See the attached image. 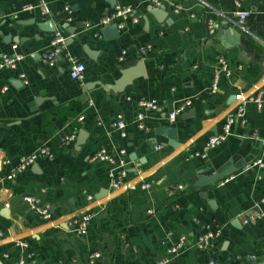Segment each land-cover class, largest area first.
I'll list each match as a JSON object with an SVG mask.
<instances>
[{
    "label": "crops",
    "instance_id": "0c3cea01",
    "mask_svg": "<svg viewBox=\"0 0 264 264\" xmlns=\"http://www.w3.org/2000/svg\"><path fill=\"white\" fill-rule=\"evenodd\" d=\"M39 1L0 0V58L12 52L14 43L24 54L15 69L0 68V89L7 86L0 92V161L9 160L7 165L0 162L1 264L18 263L23 250L15 246L17 240L28 243L35 264H90L93 252L100 254L94 264H158L180 234L188 238L185 248L164 264H264V218L242 221L264 208L258 203L264 198V167L245 169L257 158L264 163V102L258 110L246 100L244 125L236 118L224 141L207 150L205 158L194 156L235 111L238 99L232 96L264 90V0H175L180 11L162 5L166 17L160 22L150 13L157 7L150 0H115L133 7L141 18L113 37H104L99 25L112 8L108 0H43L48 15L37 7L26 9ZM238 11L248 12L243 25L237 23ZM208 20L216 27L214 35L207 34ZM47 22L66 36L64 52L85 66L82 82L69 77L65 56L53 67L41 63L53 32L38 25ZM225 28L236 37L223 33ZM7 35L19 41H8ZM145 45L150 48L138 55ZM84 46L96 53L95 59ZM221 56L232 73L221 75L211 94L208 88ZM138 61L145 75L132 79L122 92L111 89L120 70ZM187 98L191 105L169 124L168 112ZM139 99L157 102L156 111L146 112L144 129L134 123ZM117 114L127 122L124 138L110 126ZM165 127L175 130L176 145L160 131ZM74 129L84 136L62 142ZM42 145L52 149L51 159H38L6 178L18 156ZM98 148L125 149L126 186L109 187V164L90 159ZM201 171L219 178L194 186L191 179ZM230 175L233 179L222 183ZM142 180L153 183L142 189ZM177 184L183 189L168 194ZM25 196L47 204L50 221L31 210ZM89 211L93 216L84 234L66 228L68 219ZM204 226L219 235L212 247L199 250L193 240Z\"/></svg>",
    "mask_w": 264,
    "mask_h": 264
},
{
    "label": "built area",
    "instance_id": "2783aa9c",
    "mask_svg": "<svg viewBox=\"0 0 264 264\" xmlns=\"http://www.w3.org/2000/svg\"><path fill=\"white\" fill-rule=\"evenodd\" d=\"M151 4L154 6H162L167 4L169 7L172 8L173 12L178 13L181 9V6L178 2L175 0H150ZM236 4H239L240 0L235 1ZM34 7L40 8V10L44 14H50L49 7L47 4L40 0L36 5L27 6L26 9H32ZM63 11L66 13L67 16L70 14V7L68 5H65L63 7ZM237 23L239 25H243L246 21V18L248 17L247 11H238L237 12ZM141 18V15L131 6L128 5H120L115 4L111 9H109L104 16H102L99 25L100 27H103L105 25H111L115 24L118 29H123L128 23H136ZM215 25L211 20H208L206 23V31L208 35H214L215 33ZM65 41L66 36L59 30H55L52 33V36L49 40L48 48L44 50L40 55V61L42 64L46 66L53 67L57 64V62L60 60L61 57L65 56L66 61L68 63L69 69L68 74L69 77L73 80L82 82L84 79V73H85V66L78 61L77 58L74 56H70L69 54L64 52L65 49ZM149 45L142 46L137 49L138 55H143L147 49H149ZM17 44H12V52L11 53H4L2 54L0 58V68H9V69H15L18 62L22 61L24 58V54L21 52L16 51ZM126 51L123 50L120 53V56L118 57L119 61H123L124 55ZM232 71L228 67L225 58L223 56L219 57L216 62V66L213 71L212 81L208 88L209 93H215L218 89V81L221 75L230 76ZM19 78L22 79L23 83L26 84V79L23 74L19 75ZM264 81V79H263ZM7 89V86H2L0 89V92H5ZM236 99H238V105L235 109V111L231 114H229L226 117V121L222 127V130L220 133H217L213 136H211L208 141L205 144L204 150L202 152H195L194 156L205 158L207 156V150L215 148L218 146L222 141L225 140V138L230 135L231 133V127L235 119H239L241 125H244V102L246 100L252 102L255 104L256 108L259 110L262 107V104L264 102V90L258 88L249 95H236ZM127 99H130L127 97ZM91 104V102L89 101ZM137 105V112L134 119V123L138 129H144V119L146 117V112L148 111H156L157 110V102L155 100L150 99H139L136 102ZM191 105V100L189 98L183 99L180 102H178L167 114V122L169 124H173L178 117V115L184 113L188 107ZM83 119V116H79L77 118L78 121H81ZM126 120L123 118L121 114H117L113 120L110 123V126L118 131L119 135L121 137L126 136ZM77 136V129H74L69 134L61 138L62 142H74L76 140ZM264 144V142H263ZM156 148L160 147L159 145L155 146ZM126 151L124 148L116 149L115 151H108L105 148H98L96 149L92 155L90 156L91 160H97L106 162L109 164L110 168L107 172L108 177V185L110 188H122L123 186H126L127 183V174H128V165L126 161ZM53 157V151L50 147L47 145H42L33 150L30 153L22 154L18 156L16 163L11 166L6 174V178L12 179L17 174H20L27 168H29L31 165H33L38 159H51ZM1 162V165H7L9 163L8 159H3ZM262 168L264 167V163L260 158H257L255 161H253L250 164L245 165V169H250L253 167ZM233 175H230L222 180L223 182H227L230 179H233ZM139 179H142V177H139ZM152 181H141L140 188L147 189L152 185ZM183 189V186L181 184H177L174 186H171L168 189V194L173 195L177 191H181ZM87 199L90 200L91 196H87ZM23 200L29 205L30 209L33 210L38 216L46 221H50L51 218V212L50 208L47 204H42L40 200L36 197L32 196H25ZM259 204L264 203V198H261L258 202ZM148 214H153V210H148ZM93 216L92 212H85L77 216H73L70 219H68L65 224L66 228L74 232L76 234H84L87 230V227L89 225V222ZM264 218V208H259L258 210L252 211L248 213L243 219V223H247L250 220L253 219H259ZM195 222H197L196 219H194ZM54 224V223H53ZM171 232H166V237H169ZM219 235V230L211 229L209 226H204V231L199 233L195 239L193 240V245L196 249L204 250L209 249L213 246V240ZM188 238L185 234H180L176 240L167 248V257H165L163 260L158 262V264H164L168 262L172 256L179 253L183 248H185L186 242ZM15 246H19L23 250V254L20 256V259L17 264H35L32 259V253L29 252V246L26 241H15ZM6 257L7 255L4 254ZM100 254L98 252L91 253L89 257V263L94 264V260L98 258ZM237 259H247V260H253L255 259L254 255H237ZM209 264H214L213 261H210Z\"/></svg>",
    "mask_w": 264,
    "mask_h": 264
},
{
    "label": "water",
    "instance_id": "95a60500",
    "mask_svg": "<svg viewBox=\"0 0 264 264\" xmlns=\"http://www.w3.org/2000/svg\"><path fill=\"white\" fill-rule=\"evenodd\" d=\"M110 2V5L113 7L116 4L115 0H108ZM150 13L156 18L157 21H162L165 17H166V11H165V7L164 6H159V7H153L150 10ZM24 23V22H22ZM21 23V24H22ZM38 27L40 29H42L43 31L46 32H54L55 28L54 26H52V24L50 22H47L46 25H44V27L39 24ZM226 29V28H225ZM226 32H223L225 34L227 33H231L232 36L236 37V34L234 31L226 29ZM118 34V28L116 27L115 24H111V25H105L102 27V35L104 37H113V36H117ZM6 40H10L13 42H18V38L12 37V36H6ZM66 45L68 44L65 43ZM84 52H86L92 59H95V52H90L88 50V48H86V46L83 47ZM144 74V68H143V64L142 61H138L136 62V64L132 67H125L122 68L120 70V77L118 79H116L113 84H110V88L113 89L116 92H122L124 87L128 84H130L131 80L137 77H143ZM98 85H100L99 82H97ZM235 96H232V98H234ZM163 134H167V136L172 140L170 142L171 145H176V134H175V130L173 128H162V130H160ZM84 136V132L82 130L78 131V138H81ZM130 158H132V156H130ZM202 173V171L200 172V174ZM203 177V178H202ZM219 178L218 174H211L208 173L206 176H204V174H201V176H194L191 179V184H193L194 186L197 187H203L206 185H210L212 183H214L215 181H217ZM1 264V262H0Z\"/></svg>",
    "mask_w": 264,
    "mask_h": 264
}]
</instances>
